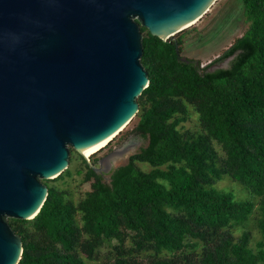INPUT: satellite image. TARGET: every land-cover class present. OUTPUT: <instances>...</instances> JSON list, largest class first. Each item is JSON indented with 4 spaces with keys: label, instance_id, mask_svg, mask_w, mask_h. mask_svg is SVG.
<instances>
[{
    "label": "trees",
    "instance_id": "trees-1",
    "mask_svg": "<svg viewBox=\"0 0 264 264\" xmlns=\"http://www.w3.org/2000/svg\"><path fill=\"white\" fill-rule=\"evenodd\" d=\"M246 29L212 62L181 61L182 34L161 40L144 27L139 61L147 85L133 129L144 146L104 182L76 154L89 189L73 201L43 179L46 196L31 219L9 218L20 236L16 264H264V0H240ZM189 107L199 131L181 130ZM221 153H218L217 148ZM136 162L148 165L141 169ZM227 175L257 198L236 199L214 184ZM257 211L259 238L232 235Z\"/></svg>",
    "mask_w": 264,
    "mask_h": 264
},
{
    "label": "water",
    "instance_id": "water-1",
    "mask_svg": "<svg viewBox=\"0 0 264 264\" xmlns=\"http://www.w3.org/2000/svg\"><path fill=\"white\" fill-rule=\"evenodd\" d=\"M213 1L0 0V264L21 253L8 219L38 212L69 148L84 156L136 113L148 83L139 27L173 39Z\"/></svg>",
    "mask_w": 264,
    "mask_h": 264
},
{
    "label": "rangeland",
    "instance_id": "rangeland-1",
    "mask_svg": "<svg viewBox=\"0 0 264 264\" xmlns=\"http://www.w3.org/2000/svg\"><path fill=\"white\" fill-rule=\"evenodd\" d=\"M246 27L247 22L244 20L242 14L240 0H214L193 24L174 33L172 38L182 34L180 55L187 59L198 61L200 68L208 70L211 64H218L223 67L229 66L231 58H224L217 62L212 61L221 55L233 40L242 34ZM135 122L136 118L132 116L121 130L102 147L87 156L82 155L85 161L92 163L94 166H99L102 169L99 173L103 174L101 176L102 181L108 182L109 171L116 166L124 164L130 153L137 151L145 145L146 139L142 138L133 129ZM184 129L191 131L200 130L196 115L190 107L186 121L181 124V130ZM117 150L122 151L120 156L116 157V154H114L112 155L113 157H110ZM217 150L218 153H221L218 148ZM136 165L143 170L149 168L148 165L138 162H136ZM67 167L69 170L67 175H63L61 179L56 181H50V183L64 190L73 201H76L89 189V183L83 181L84 167L76 154L73 155ZM214 187L219 190L231 192L236 199L242 200L250 198L255 207L257 205V198L227 175H224L222 179L217 181ZM257 216L258 213L254 208L252 214L243 226H234L231 229L234 237L238 236L242 230H247L250 233L249 246L252 248L255 247V242L259 238L256 227ZM107 249L108 247H101L98 259L91 262L88 261V263H106L108 259Z\"/></svg>",
    "mask_w": 264,
    "mask_h": 264
},
{
    "label": "bare ground",
    "instance_id": "bare-ground-1",
    "mask_svg": "<svg viewBox=\"0 0 264 264\" xmlns=\"http://www.w3.org/2000/svg\"><path fill=\"white\" fill-rule=\"evenodd\" d=\"M129 117L131 118L132 116L129 115ZM128 117V119L125 121V123H127L130 118ZM125 125V124H124ZM106 142V139H104L101 143H99L98 145H96L94 148H92L91 150H89L88 152H86V154L84 156H87L91 153H93L94 151L98 150L100 147H102Z\"/></svg>",
    "mask_w": 264,
    "mask_h": 264
},
{
    "label": "flooded vegetation",
    "instance_id": "flooded-vegetation-1",
    "mask_svg": "<svg viewBox=\"0 0 264 264\" xmlns=\"http://www.w3.org/2000/svg\"><path fill=\"white\" fill-rule=\"evenodd\" d=\"M227 58H229V57H227ZM103 174H100V176H102Z\"/></svg>",
    "mask_w": 264,
    "mask_h": 264
}]
</instances>
